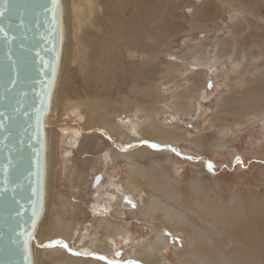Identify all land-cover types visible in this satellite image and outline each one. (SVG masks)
<instances>
[{
	"label": "bare ground",
	"instance_id": "obj_1",
	"mask_svg": "<svg viewBox=\"0 0 264 264\" xmlns=\"http://www.w3.org/2000/svg\"><path fill=\"white\" fill-rule=\"evenodd\" d=\"M100 1L63 0L65 45L61 65L67 57V34H72L76 40L79 39L82 29L98 11ZM120 1H113L118 10V21L113 25V29H110L111 27L106 29L102 35L103 39L94 48L98 60L104 61L102 66L106 68L112 64L113 51L123 40L127 42L130 54L137 53V57L141 59L146 56L148 61L159 58L161 49H154L151 42L150 45L146 44L153 40L157 46L163 44V40L151 30V26L157 22L159 13L162 11L170 13L181 8L184 1L177 0L176 4H173V0H165L161 5L151 6L147 3L149 0H125L124 7L128 8L129 5L132 10L129 19H123L120 15L123 7ZM220 3L231 5L234 16L243 15L228 26L231 32L230 38H222L217 33L221 28L217 25V19L222 14L220 5L212 0H203L201 4H195L194 19L196 27L202 24L199 27L204 29L210 24L214 25L205 29V32L215 34L214 38H211L212 50L202 43L189 48L185 53L176 54L173 49L167 50L166 53L177 55L180 63L173 65L171 70L178 73L179 81L187 82L186 88L177 90L172 96L174 111L183 114H189L195 110L193 99L200 96L204 89L206 82L198 78L201 75H207L213 66L223 62L224 59L232 61L234 69L231 75H228L227 85L237 95L242 91L246 96L240 99L227 95L218 107L223 109L232 106L235 110L223 115L218 113L212 118L214 132L221 137L211 144L216 148H225L228 139L222 134L232 123L242 126L264 113V92L254 90L249 85L250 77L247 75L248 68L253 66L259 73V78L264 76V25L258 21L259 18H264V0H220ZM95 22L96 20L93 19L90 26H94ZM196 27L193 26L191 29ZM253 27L261 30L258 33V39H252L248 35L249 28ZM173 28H165L162 32L168 34ZM142 61L145 62V60ZM240 76H243V80ZM67 82L68 78L62 74V66H60L52 110L46 118L47 175L52 172L57 178L63 173V166L59 160L61 151L59 135L53 131L55 123L71 130L81 129L83 136L98 134L100 130L98 126L101 124V127L120 141L117 145L111 137H108L114 146L108 150L109 153L105 159L108 160L111 157L116 160L121 157L130 162L131 166L130 176L123 180L122 184L109 185L115 189V192L110 194V206L115 220L102 217L98 227H94L89 233L92 245H86L77 238L83 253L71 250L70 241L75 235L66 227L67 236L54 240L52 244L54 248L50 250L54 257L52 264H59L62 260L66 264H171L164 251L169 242L168 235L178 233L184 234L187 247L177 251L178 260L175 264H264V196H258L251 187L246 188L248 190L246 194V190L240 187L233 190L226 199L216 185H213L206 177L200 176L189 182H184L181 178H172L170 164L164 161V158L172 161V154L169 151H158L148 145L152 141L180 144L189 140L193 146L201 149L204 144L203 135L190 136L186 131L173 128L159 120V113L164 112L165 109L160 104L162 95L155 82L145 86L134 84L131 87L132 93L142 94L147 102L132 98L129 94L122 96V103L118 105L120 108L116 106V103L109 108L107 102L99 98L74 102L75 105H72L76 108L79 104L85 106L87 120L90 122L88 125L75 122L74 119L59 123L52 119L53 113L60 105L59 98L64 95ZM242 84H244V90L239 88ZM137 113H143L145 117L141 119ZM124 120L130 122L132 129L126 127ZM105 130L104 132H107ZM52 140L53 143H51ZM167 149L173 148L169 145ZM154 154H160L162 157L152 161ZM51 164H53L52 167ZM208 171L210 175H213L214 172L210 168ZM72 173V179L80 180L85 190L88 186V173L78 167ZM98 174H102V179L96 188L104 187L107 183L104 181L102 171L93 174L91 183L95 187V178ZM117 175L118 171L114 170L113 176L117 177ZM146 187L148 196L138 214L144 223L148 224L152 236L136 240L130 257L113 263L109 257L116 250L115 238L120 234L124 240H128L130 234L129 224L124 220L123 207L131 203L130 200L135 201L141 198L143 189ZM95 210L99 213L106 212L98 207ZM70 212V206L64 205L57 224L66 222L64 214ZM41 226L42 221L38 229H41ZM55 230L56 227L53 228V231ZM37 232L32 242L35 264H38ZM55 245L58 246L57 249Z\"/></svg>",
	"mask_w": 264,
	"mask_h": 264
},
{
	"label": "rangeland",
	"instance_id": "obj_2",
	"mask_svg": "<svg viewBox=\"0 0 264 264\" xmlns=\"http://www.w3.org/2000/svg\"><path fill=\"white\" fill-rule=\"evenodd\" d=\"M113 1L116 0H101L99 2L98 11L93 14L92 19L82 29L79 39L76 40L72 34H67V57L61 66L62 74L67 76L68 82L64 89V95L59 98L60 105L57 106L52 119L57 123L74 119L75 122L88 125L90 122L87 120L85 106L79 104L76 108L74 102L99 98L106 101L109 108L112 107L113 103H116V106L120 108L118 105L122 103L124 94L147 102L142 94L132 93L131 87L134 84L145 86L155 82L159 93L162 95L160 104L165 109L164 112L159 113V120L173 128L186 131L190 136L203 135L204 140L201 149L193 146L189 140L180 144H168L160 141H152L151 144H148L158 151H169L172 154V161L164 158V161L170 164V176L181 178L184 182L200 178V176L206 177L213 185H216V188L226 199L233 190L240 187L246 190V194L248 193L246 188L251 187L258 196H264V113L242 126L232 123L222 134L228 139L225 148H216L211 144L221 137L214 132L212 118L218 113L223 115L235 110L232 106L220 109L219 103L227 95H233L240 99L246 96L242 91L237 95L227 85L228 75H231L234 69L231 60L224 59L223 62L213 66L207 75H201L198 78L206 83L201 95L193 99L196 107L194 111L189 114L174 111L172 96L177 90L186 88L187 82L179 81L178 73L171 70L173 65L180 63L179 58L177 60V55H170L166 52L173 49L174 53L181 54L196 44L202 43L208 45L209 50H212L211 38H214L215 34L210 33V35L205 32V29L214 27V25L210 24L204 29L199 27L202 24L196 27L194 19L195 4H201L203 0H183L181 8L170 13H168L169 11L159 13L156 18L157 22L152 24L151 30L163 40V44L157 46L154 40L146 43L150 45L151 42L154 49H161L159 50L161 51L159 58L148 61L146 56L141 59L137 57V53L132 55L127 49V42L125 43L123 40V42H119L118 48L113 51L112 64L105 68L102 66L104 61L98 60L94 48L103 39L102 35L106 29L108 27L113 29V25L118 21V10ZM164 1L149 0L147 3L154 6L161 5ZM212 1L220 5L222 13L221 19H217V25L221 27L217 33L222 38H230L231 32L228 26L232 25L236 19L242 18L243 15L236 14L234 16L231 5H221L220 0ZM173 2L176 4L177 0H173ZM125 3V0L120 1L123 6L121 10L119 9L120 15L123 19H129L132 10L129 5L128 8H125ZM93 19L96 22L91 27ZM258 21L264 25L263 17L259 18ZM193 26L196 28L192 30ZM165 28L173 29L170 33L165 34L162 32ZM259 32L261 30H257L255 27L249 28L248 35L252 39H258ZM247 75L250 77L249 85L256 91L264 92V76L259 78V73L253 66L248 68ZM240 78L243 80V76ZM198 79L196 80L200 81ZM210 82L213 83L211 88L208 87ZM239 88L244 90V84L240 85ZM137 115L141 119L145 117L143 113H137ZM123 122L126 127L132 129L128 120ZM98 127H100L98 134L83 136L81 129L71 130L56 123L53 126L54 133L59 135L58 141L61 147L59 160L63 166V173L57 178L52 172L47 175L45 210L41 219V229H38L36 235L38 264H52L54 259L50 251L54 249L52 244H54V240L63 239L67 236L66 227L75 235L74 239L70 241L71 250L83 253L77 238H80L86 245H92L89 233L94 227H98L102 217L115 220L113 209L110 206V194L114 193L115 189L109 185L113 183L122 184V181L130 176L131 163L121 157L116 160L111 157L108 160L105 159L109 153L108 150L114 146L109 138L111 137L117 145L120 144V141L116 136L108 133L104 127H101V124ZM53 142L52 140L51 143ZM169 145L173 149H167ZM153 156L152 161L162 157L160 154ZM146 163L148 164V161ZM52 166L53 164H51ZM77 167L88 173V186L85 190L80 180L74 181L72 179V172ZM208 168L214 172L213 175L209 174ZM114 170L118 171L117 177L113 176ZM99 171L104 173V181L107 184L104 187L96 188L91 182L93 174ZM147 196L148 189L146 187L143 189L141 198L135 201L130 200L131 203L123 207L124 220L129 224V239L124 240L123 236L118 234L115 238L116 250L109 257L111 262L126 260L130 257L136 240L152 236L148 224L144 223L138 214ZM64 205H69L71 212L64 214L66 222L57 224ZM96 207L106 212L99 213L98 210H95ZM134 212L136 214H133ZM72 215L76 218L74 219ZM54 227H56L55 231H53ZM168 238L169 242L164 254L171 264H175L178 260L177 251L187 247L185 236L182 233L169 234ZM46 243H48L47 246ZM55 248L57 249L58 246L55 245ZM59 264L66 263L62 260Z\"/></svg>",
	"mask_w": 264,
	"mask_h": 264
},
{
	"label": "water",
	"instance_id": "obj_3",
	"mask_svg": "<svg viewBox=\"0 0 264 264\" xmlns=\"http://www.w3.org/2000/svg\"><path fill=\"white\" fill-rule=\"evenodd\" d=\"M64 45L63 0H0V264H35Z\"/></svg>",
	"mask_w": 264,
	"mask_h": 264
},
{
	"label": "snow or ice",
	"instance_id": "obj_4",
	"mask_svg": "<svg viewBox=\"0 0 264 264\" xmlns=\"http://www.w3.org/2000/svg\"><path fill=\"white\" fill-rule=\"evenodd\" d=\"M65 247H66V245H65ZM101 259H103V258H101Z\"/></svg>",
	"mask_w": 264,
	"mask_h": 264
}]
</instances>
